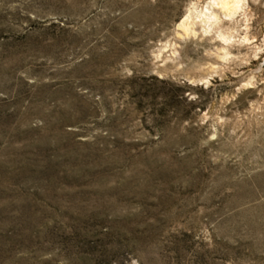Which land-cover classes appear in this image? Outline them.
<instances>
[{
    "label": "rangeland",
    "instance_id": "1",
    "mask_svg": "<svg viewBox=\"0 0 264 264\" xmlns=\"http://www.w3.org/2000/svg\"><path fill=\"white\" fill-rule=\"evenodd\" d=\"M207 1L0 0V264H264V0Z\"/></svg>",
    "mask_w": 264,
    "mask_h": 264
},
{
    "label": "bare ground",
    "instance_id": "2",
    "mask_svg": "<svg viewBox=\"0 0 264 264\" xmlns=\"http://www.w3.org/2000/svg\"><path fill=\"white\" fill-rule=\"evenodd\" d=\"M246 0H209L201 9L197 8L194 4L190 9H188L187 14L181 19L178 24V33L183 35H196L197 23H200L204 32H209L210 26L219 24L221 17L235 16L246 4ZM196 3V2H195ZM223 40L227 41L229 36L220 33ZM248 38V37H247ZM226 51L220 53L221 57H225Z\"/></svg>",
    "mask_w": 264,
    "mask_h": 264
}]
</instances>
